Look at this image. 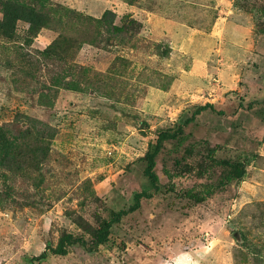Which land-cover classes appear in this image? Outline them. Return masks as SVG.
<instances>
[{"label":"rangeland","instance_id":"rangeland-1","mask_svg":"<svg viewBox=\"0 0 264 264\" xmlns=\"http://www.w3.org/2000/svg\"><path fill=\"white\" fill-rule=\"evenodd\" d=\"M8 1L35 15L0 31V264L127 209L151 189L149 146L207 103L225 115L186 126L180 152L165 144V188L107 244L34 264H264V0ZM236 109L254 115L249 148L224 147L243 130ZM209 152L244 161L243 180L201 172Z\"/></svg>","mask_w":264,"mask_h":264},{"label":"trees","instance_id":"trees-1","mask_svg":"<svg viewBox=\"0 0 264 264\" xmlns=\"http://www.w3.org/2000/svg\"><path fill=\"white\" fill-rule=\"evenodd\" d=\"M4 3H5V6L3 9V19L2 21H0V31H4V32L14 35L16 32V25L18 21L28 22L33 27V23H34L33 16L35 14L31 12L30 10H28L24 6V4L20 2H16V1L12 2L8 0ZM115 16L116 14L112 11H107L105 13V19L111 18L113 21ZM207 110L217 112V114L219 115H225L224 111H217L213 104L207 103L205 105H202L198 107L196 111L194 112V114H192L191 117H188L182 125L177 126L176 129H167V130L161 131L159 135L157 136L156 141L149 146V149L146 152L145 156L141 159V161L145 164L144 176L147 179V182L151 185V189L149 191L146 190V191H142V192H138L134 194V202L127 209H121L118 212L112 211L108 219L98 218L96 220L95 225L85 226L83 228L85 230V234L63 235L60 238L56 247H52L50 244H48L45 251H43L38 257L26 258L27 264H34L35 262L43 263L49 259V256L51 254L66 256L68 255L67 248L75 246V245L83 246L89 252H95L99 249L100 246L107 244L110 241V233H111L113 225L120 223L124 217H127L131 213H134L137 210H139L141 208V203L144 198L147 200H150L155 196V194H159L163 191L164 186L163 187L160 186L159 176L156 174L155 169L157 166V158L159 157L165 144L167 142H172V145L174 147L173 150H175L176 152H180L182 148H178L179 143L177 142V140L180 138V136L184 135V128L186 126H189L190 124L195 123L197 120V117L202 115ZM236 111L238 112L241 111V113L237 115L240 116V120L243 121V130L246 131L247 126L245 125L244 119L246 118L245 115H248L249 113L243 112V109L242 110L236 109ZM236 111L234 112L237 113ZM253 116L254 115L252 114L249 115L248 117L249 123H250V120L253 118ZM258 116L261 117L260 113L256 115V117ZM235 132H238L237 129H234L233 133ZM233 133L230 135L233 138L234 142L229 143L225 145L224 147L227 146L226 148H246L250 137H245V136L235 137ZM226 134H227V130H226ZM236 141H237V144H236ZM185 152L187 154H190L193 151L191 148L190 149L187 148ZM195 155L202 156V154H199V153H196ZM199 160L201 162L200 164L202 168L200 170L201 172H203V169L205 168L206 164H210V166L212 167L219 165L225 171V173H227V175H230V178H229L230 180H243L246 174V163L242 160L235 161L234 163H232L228 159L218 160L214 156H212V153L210 152L208 153L207 156H204L200 158ZM198 161H197V164L199 165ZM188 165L189 167H191L190 164ZM192 167L194 168V164H192ZM87 236H89V238H87Z\"/></svg>","mask_w":264,"mask_h":264},{"label":"crops","instance_id":"crops-1","mask_svg":"<svg viewBox=\"0 0 264 264\" xmlns=\"http://www.w3.org/2000/svg\"><path fill=\"white\" fill-rule=\"evenodd\" d=\"M235 28V27H234ZM246 52V51H245ZM237 61V60H236ZM235 61V62H236ZM236 81H238L239 82V80H236ZM238 82H237V85H238ZM245 117L248 119V117H249V114L248 115H245ZM262 121V119H260L259 120V122H261ZM229 129V132H234V129H233V127H229L228 128ZM237 131L238 132H236V135L237 136H245V137H249V130H246V131H244V130H239V129H237ZM235 135V134H234ZM235 135V136H236ZM246 148H249V142H248V144H247V147Z\"/></svg>","mask_w":264,"mask_h":264}]
</instances>
